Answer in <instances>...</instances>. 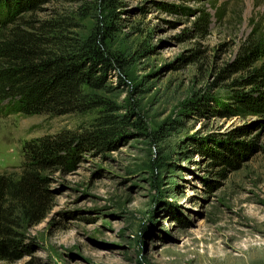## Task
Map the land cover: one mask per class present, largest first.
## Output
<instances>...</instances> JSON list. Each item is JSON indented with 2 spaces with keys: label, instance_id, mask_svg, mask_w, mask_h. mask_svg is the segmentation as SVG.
I'll list each match as a JSON object with an SVG mask.
<instances>
[{
  "label": "rangeland",
  "instance_id": "374dc122",
  "mask_svg": "<svg viewBox=\"0 0 264 264\" xmlns=\"http://www.w3.org/2000/svg\"><path fill=\"white\" fill-rule=\"evenodd\" d=\"M23 14L124 57L95 92L128 123L111 145L50 164V209L13 226L22 244L0 264H264V116L230 114L252 86L233 70L251 39L264 45V0H50ZM8 101L1 170H20L34 137L106 112L29 115Z\"/></svg>",
  "mask_w": 264,
  "mask_h": 264
},
{
  "label": "trees",
  "instance_id": "16d2710c",
  "mask_svg": "<svg viewBox=\"0 0 264 264\" xmlns=\"http://www.w3.org/2000/svg\"><path fill=\"white\" fill-rule=\"evenodd\" d=\"M48 1L0 0V101L8 98L5 108L29 115L106 112L93 115L87 124L34 137L25 145L20 170L0 169V254L16 253L22 244L13 228L19 220L38 223L50 209L44 174L50 164L111 145L128 123L126 115L109 111L115 109L110 99L95 92L112 88L107 77L113 69H124V57L105 48L104 38H72L58 20L24 19V12ZM263 47L260 39H251L235 62L233 72H248L241 82L252 86L235 90L230 114L264 116V62L258 63ZM231 153L220 152L226 163L236 159Z\"/></svg>",
  "mask_w": 264,
  "mask_h": 264
}]
</instances>
